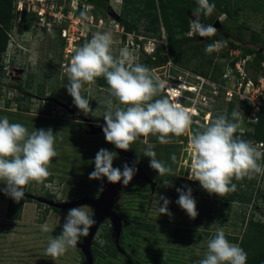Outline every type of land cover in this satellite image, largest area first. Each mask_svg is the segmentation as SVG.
Segmentation results:
<instances>
[{
    "label": "rangeland",
    "instance_id": "obj_1",
    "mask_svg": "<svg viewBox=\"0 0 264 264\" xmlns=\"http://www.w3.org/2000/svg\"><path fill=\"white\" fill-rule=\"evenodd\" d=\"M107 1V8L101 9L85 3L80 5L78 0H13L16 16L4 54V74L0 77V118L7 116L10 123H20L30 132L51 128L56 134L55 148L58 153L49 165L51 175L43 183H29L24 193L46 198H50L48 195L51 194L54 201L96 197L99 189L109 183L106 178L89 179V174L94 171L95 155L102 148L116 154L113 167L123 170L125 160L117 155L111 143L106 142L104 135H88V122L84 123L70 112L73 110L84 116L95 126L104 125V100L108 95V86H101L97 78L95 84L82 87L81 94L89 100L92 109L84 114L78 108L74 110L76 106L66 90L68 76L65 69L75 50L97 31L111 30L114 55L118 56L119 51L126 48L141 64L146 56L153 55L159 44L165 45L166 39L161 24L157 33L146 32L144 27L151 25L149 18L137 23V40L131 35L123 36L121 25L108 12L110 7L123 17V0ZM190 1L196 3V0ZM223 3L231 15L222 13V9L215 5L210 15L213 21L218 19L231 37L240 33L247 44L256 37L255 45L261 46L264 39V5L254 0H224ZM85 10L89 19L81 23L80 12ZM128 19L133 22L135 16ZM188 34H192L191 29ZM220 40H209L200 50L192 45L182 52H164L162 65L146 66L156 77L166 81L161 94L172 103L175 96L168 89H179L177 103L191 112L193 129L206 125L210 118L231 115L237 109L244 117L237 131L243 132L248 127V107L234 101V98L228 101L223 95L225 89L235 82L233 73L228 74L232 72L229 63L233 58L230 50L233 49L227 48V42L219 52H205L207 45ZM169 60L172 62L169 63ZM247 62L245 72L250 79L255 80L264 73V65L254 55H248ZM203 76L206 81L202 83ZM183 85L193 86L194 91L183 88ZM196 112L197 115H193ZM144 139L131 144L129 150L135 153L138 165L148 176L153 181L158 179L160 184L151 191L149 183L135 181L122 190L114 205L122 222L118 247L109 220H103L91 244V250L94 249L92 264H128L127 260L131 264H199L217 227H222L225 234L240 237L243 215L248 217L253 214L255 219L264 223V175L239 181L234 179L236 189H242L250 197L245 203L228 202L223 208L221 198L204 189H201V194H192L198 212L197 217L192 219L176 203L179 198L176 179L182 176L188 179L190 170L191 151L186 145L189 137L185 144L182 141V148H154L156 158L170 166L175 176H159L149 166L150 158L143 155L146 147L142 142ZM178 139L173 138V141L181 145ZM147 140L158 142L152 135ZM245 141L260 150L254 140ZM173 154L176 157L174 163L170 159ZM165 180L168 186L164 185ZM195 183L190 185L192 190L202 188L198 181ZM3 188L5 184L0 181V189ZM161 196L169 200L168 212L171 215L159 213V207L163 206V201L159 199ZM9 198L0 191V264H84V256L78 247L69 248L55 259L46 254L49 237L60 234L70 208L57 212L51 206L31 199L23 204L20 218L12 220L6 217ZM86 211L93 215L89 206H86ZM43 224H47L51 231L42 232L40 226ZM101 241L104 243L101 244ZM114 245L117 252H114ZM197 249L199 255L196 254Z\"/></svg>",
    "mask_w": 264,
    "mask_h": 264
},
{
    "label": "clouds",
    "instance_id": "obj_2",
    "mask_svg": "<svg viewBox=\"0 0 264 264\" xmlns=\"http://www.w3.org/2000/svg\"><path fill=\"white\" fill-rule=\"evenodd\" d=\"M196 3L190 25L192 34L214 36L217 29L202 23L201 16H210L215 4L209 3V0H196ZM88 19L87 11H81L80 22ZM112 45L111 30L95 32L89 41L75 50L65 69L68 76L66 90L74 105L84 114L92 109L89 100L81 94L82 87L95 84L97 78L105 79L108 95L104 100L106 110L102 131L106 142L127 151L131 144L144 137L146 147L143 155L150 158L149 166L159 176H175L170 166L156 158L155 145L149 143L147 137L156 136L160 144H171L173 138L187 135L191 151L188 179L198 181L205 191L218 197L236 190L233 179L239 181L264 175V152L236 135L244 118L240 111L234 110L231 118L223 114L210 118L206 125L193 129L191 112L161 96L166 81L156 77L146 65L136 62L128 49H121L118 56L114 55ZM226 45L225 40L215 41L207 45L205 52H219ZM55 143L56 134L51 128L30 132L20 123H10L7 116L0 118V181L5 184L0 191L19 202L24 198L25 186L31 182L43 183L51 175L49 165L58 155ZM115 156L114 152L100 149L95 155V167L89 179L106 178L112 184L122 182L128 185L136 168L127 163L123 165V170L114 168ZM170 159L174 163L175 155ZM163 183L169 185L167 180ZM184 188L187 190L176 189L179 193L176 203L190 218L195 219L198 215L196 201L191 188L187 185ZM99 191L102 192L103 187ZM159 199L163 201L159 213L171 215L168 212L169 200L163 196ZM95 224L96 220L86 211V206L69 209L60 234L49 237L46 254L55 259L69 248L75 249L80 238L87 237ZM40 228L44 233L51 231L47 224ZM196 254H200L199 249ZM246 262L247 253L238 244L229 242L222 227L216 228L214 236L207 242L203 258L199 260V264Z\"/></svg>",
    "mask_w": 264,
    "mask_h": 264
},
{
    "label": "trees",
    "instance_id": "obj_3",
    "mask_svg": "<svg viewBox=\"0 0 264 264\" xmlns=\"http://www.w3.org/2000/svg\"><path fill=\"white\" fill-rule=\"evenodd\" d=\"M80 5L82 3L92 5L97 8L105 9L108 6L107 0H78ZM259 5H264V0H254ZM123 8L125 14L117 20V24H120L123 28V36L132 35L135 40H137L138 25L137 23L142 19H151L150 24L146 25L144 29L146 32L157 33L159 25L164 29L166 43L159 44L155 49L153 55L146 56L144 61L145 65L148 66H160L163 63V53H174L182 52L189 46H196L197 50L209 40H215L220 38L228 42V49H239L240 55H254L257 57L259 63L264 61V39L261 46L255 45L257 38H253L252 43H244L241 39L240 33L237 36L231 37L227 31L223 33L216 32L212 37H200L199 35L191 34L189 31L191 29V21L194 19L192 17V12L197 7V3L190 0H123ZM224 0H209V3H214L216 6L222 9V13L231 15L228 11L227 6L224 5ZM13 0H0V77L4 74V54L8 47L9 42V31L13 26V20L16 16L14 11L15 7L12 4ZM25 13V12H24ZM23 13V14H24ZM135 16V21H131L128 18ZM201 21L205 25H213V18L210 16H201ZM224 28V27H223ZM233 64V63H231ZM98 83L101 86H105L106 81L103 77L98 78ZM163 97H167L161 94ZM158 98V97H157ZM77 107L74 108V110ZM231 118V115H227ZM77 119L76 117H73ZM247 129L243 132L236 133L240 138L243 137L245 140L252 139L254 141H264V107H261L258 112V116L255 121L249 122ZM186 142V139L182 136L178 137ZM177 139V138H176ZM176 189L184 188L185 185L191 188L190 180L183 177H178L176 179ZM234 179L232 183H234ZM125 189V188H123ZM201 189L197 187L192 190V194H201ZM217 196L216 194H212ZM48 197H52L51 194ZM222 200V207L225 208L228 202L238 201V202H248L250 197L246 196L242 189H236L235 191L229 192L224 196L220 197ZM31 201L30 198L24 197L19 202L14 201L11 197L9 198L6 210V217L8 219L17 220L20 218V213L22 206L25 202ZM54 211H61L60 208L50 207ZM118 213V212H117ZM120 216V214L118 213ZM241 225L243 230L238 235L225 234L229 242L237 243L244 251L247 253L246 264H264V223L260 219H255L253 214L248 217L243 215L241 219ZM138 227H143L144 229L151 230L150 226L137 225ZM151 228V229H150ZM114 252H117L115 245L113 246ZM94 252V249L92 250ZM93 254V253H92ZM114 254V253H111ZM128 264H131L127 260Z\"/></svg>",
    "mask_w": 264,
    "mask_h": 264
},
{
    "label": "water",
    "instance_id": "obj_4",
    "mask_svg": "<svg viewBox=\"0 0 264 264\" xmlns=\"http://www.w3.org/2000/svg\"><path fill=\"white\" fill-rule=\"evenodd\" d=\"M110 7L108 8V12L110 13L111 17L114 18V20H119L120 16L116 14L112 9L110 11ZM213 27L217 29V32H220L222 30V25L218 19L213 21ZM72 115L80 118L84 122H88V130L86 133L88 135H93L96 133H102V128L104 125L101 126H95L91 124L88 119H86L84 116L74 112L73 110H70ZM104 135V134H103ZM115 152L119 156H123L127 158L128 164L130 167H135L136 172L133 177V179L130 182H135L137 180H144L149 183L151 191H154L156 182L153 181L148 174L138 165L137 159L134 153L131 151H124L117 149L114 146ZM125 185H123L122 182H118L115 184L108 183L103 186V191H99L98 195L96 197H79V198H72L69 201H54L51 198H46L38 195H33L31 193H25V197L34 199L38 202H42L47 204L48 206L60 208V209H71L73 207L86 205L89 206L93 211L94 219L96 220V224L90 229L89 235L87 237H82L81 242L77 244V247L80 249L81 253L84 256V264H92L93 263V254L91 250V244L94 240L95 234L97 232L98 226L100 223L108 219L111 224V232L114 236L116 246L119 244V238L121 234V228H122V222L121 218L118 215L117 211L114 208L115 202L117 201L118 197L120 196L123 188ZM118 247V246H117Z\"/></svg>",
    "mask_w": 264,
    "mask_h": 264
},
{
    "label": "built area",
    "instance_id": "obj_5",
    "mask_svg": "<svg viewBox=\"0 0 264 264\" xmlns=\"http://www.w3.org/2000/svg\"><path fill=\"white\" fill-rule=\"evenodd\" d=\"M122 31H123V28H122ZM234 51L236 53H232ZM230 54L231 56H233V58L231 59L229 63V66L232 69V72L228 74L233 73L235 77V82L232 87L225 89L223 95H225L228 101H232V99L234 98L233 99L234 101L246 105L248 107L247 121L253 122L256 120L258 116L259 109L261 107H264V73L258 75L257 79L255 80L250 79L247 76V73L245 72L246 64L248 63L247 62L248 55L246 56L240 55L239 49L230 50ZM260 63L262 66L264 65V61H261ZM205 79L206 78L203 76L202 83L206 81ZM219 88H220L219 86L216 87V89L218 90ZM172 100L174 103L175 100L173 98ZM208 116H209V113H208ZM182 137L188 140L187 135H184ZM254 143L256 146L260 148L262 152H264V141H254ZM186 145L188 146V142ZM182 177L187 179L184 176ZM190 181L195 183V181H192V180Z\"/></svg>",
    "mask_w": 264,
    "mask_h": 264
},
{
    "label": "flooded vegetation",
    "instance_id": "obj_6",
    "mask_svg": "<svg viewBox=\"0 0 264 264\" xmlns=\"http://www.w3.org/2000/svg\"><path fill=\"white\" fill-rule=\"evenodd\" d=\"M219 33H223V34H225V32H224V28H223V26H222V30L219 32ZM80 119V118H79ZM82 121V120H81ZM84 122V121H83ZM85 123V122H84ZM141 138H143V137H141ZM140 138V139H141ZM177 141H179V143L181 142V145H179V144H176L174 141H173V143H171V144H167V145H163V144H160L159 142H156V141H148L149 143H151V144H154L155 146H161V147H166V148H171V147H173V146H180V148H182L181 146H184V145H182L183 144V140L182 139H180V140H177ZM143 142V144H145L144 143V141H142ZM186 142H184V144H185ZM113 147H114V145L113 144H111ZM128 151H131V150H128ZM132 153H134L133 151H131ZM135 154V153H134ZM136 156V155H135ZM122 158L125 160V162L128 164V161H127V158L126 157H123L122 156ZM129 165V164H128ZM130 166V165H129ZM153 180V179H152ZM137 181H142V182H145V183H147L148 184V182H146V181H144V180H137ZM154 181L156 182V184L155 185H159L160 184V182L158 181V179H154ZM129 183H131V182H129ZM149 185V184H148ZM127 185H125L124 186V188L126 187ZM150 187V186H149Z\"/></svg>",
    "mask_w": 264,
    "mask_h": 264
},
{
    "label": "bare ground",
    "instance_id": "obj_7",
    "mask_svg": "<svg viewBox=\"0 0 264 264\" xmlns=\"http://www.w3.org/2000/svg\"><path fill=\"white\" fill-rule=\"evenodd\" d=\"M171 85V84H170ZM175 86V85H174ZM181 86V85H180ZM183 88H185V89H188V90H192V91H194V88H193V86H186V85H183ZM169 91H171V94H173V96H175V101H176V103H177V101H178V99L180 98V95H179V93L180 92H178V90L175 88V89H172L171 87L168 89ZM178 104V103H177ZM197 113L198 112H196V113H194L193 115H197ZM208 115V114H207Z\"/></svg>",
    "mask_w": 264,
    "mask_h": 264
}]
</instances>
